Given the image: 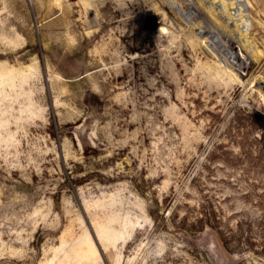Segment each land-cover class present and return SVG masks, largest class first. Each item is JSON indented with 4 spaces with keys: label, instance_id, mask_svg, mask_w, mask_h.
<instances>
[{
    "label": "rangeland",
    "instance_id": "1",
    "mask_svg": "<svg viewBox=\"0 0 264 264\" xmlns=\"http://www.w3.org/2000/svg\"><path fill=\"white\" fill-rule=\"evenodd\" d=\"M0 264H264V0H0Z\"/></svg>",
    "mask_w": 264,
    "mask_h": 264
},
{
    "label": "bare ground",
    "instance_id": "2",
    "mask_svg": "<svg viewBox=\"0 0 264 264\" xmlns=\"http://www.w3.org/2000/svg\"><path fill=\"white\" fill-rule=\"evenodd\" d=\"M220 1H222V3H223L224 0H220ZM218 4H219V3H218ZM218 6H219V5H218ZM72 14H73V13H72ZM78 14H79L81 17L84 16V10L82 9L81 11H78ZM81 17H80V18H81ZM163 17H164V15H163ZM210 24H211V23H210ZM208 30H209V29H208ZM163 31H164V29H162V28L159 30V33H160L159 36H163V34H161V32H163ZM206 31H207V28H206ZM100 53H101V55H103V56L105 55V52H104V51H101ZM216 53H217V52H216ZM219 67H220V65H219Z\"/></svg>",
    "mask_w": 264,
    "mask_h": 264
}]
</instances>
